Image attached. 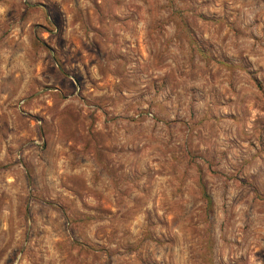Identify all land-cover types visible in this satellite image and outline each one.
I'll list each match as a JSON object with an SVG mask.
<instances>
[{
	"label": "rangeland",
	"instance_id": "rangeland-1",
	"mask_svg": "<svg viewBox=\"0 0 264 264\" xmlns=\"http://www.w3.org/2000/svg\"><path fill=\"white\" fill-rule=\"evenodd\" d=\"M0 264H264V0H0Z\"/></svg>",
	"mask_w": 264,
	"mask_h": 264
},
{
	"label": "trees",
	"instance_id": "trees-1",
	"mask_svg": "<svg viewBox=\"0 0 264 264\" xmlns=\"http://www.w3.org/2000/svg\"><path fill=\"white\" fill-rule=\"evenodd\" d=\"M204 195L206 196V194L204 193ZM206 198H207V200L209 201V199H208V196H206Z\"/></svg>",
	"mask_w": 264,
	"mask_h": 264
}]
</instances>
